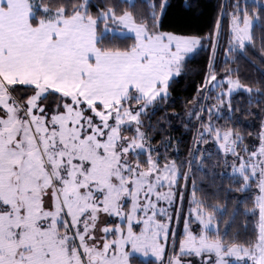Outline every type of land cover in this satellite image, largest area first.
Returning <instances> with one entry per match:
<instances>
[{"label": "snow or ice", "instance_id": "snow-or-ice-1", "mask_svg": "<svg viewBox=\"0 0 264 264\" xmlns=\"http://www.w3.org/2000/svg\"><path fill=\"white\" fill-rule=\"evenodd\" d=\"M123 2L0 0V264H264V121L258 143L215 123L225 106L233 112L234 93L261 94L230 70L218 78L215 57L225 17L224 62L246 51L264 0L222 4L206 34L165 30L169 0L139 14L135 0ZM116 34L130 43L107 39ZM205 41L212 57L187 112L199 127L178 160L169 149L179 156L180 141L161 129L154 146L145 118L168 104ZM221 164L236 192L251 193L239 201L244 240L227 230L238 209L222 231L225 206L209 204L199 186L197 173L202 180L205 166Z\"/></svg>", "mask_w": 264, "mask_h": 264}, {"label": "trees", "instance_id": "trees-1", "mask_svg": "<svg viewBox=\"0 0 264 264\" xmlns=\"http://www.w3.org/2000/svg\"><path fill=\"white\" fill-rule=\"evenodd\" d=\"M93 5H103L105 0H91ZM233 0H169V7L165 16V30H172L174 27L177 31L183 32H197L198 34H206L212 28L215 19L219 15L220 6L225 3H232ZM151 0H135V7L132 9L138 14L141 11L148 10V4ZM243 6V4H242ZM120 9L127 8L128 5L119 0ZM95 7L93 11H95ZM250 10L254 11V8L250 5ZM231 11V8L228 9ZM228 18L224 19V35L221 38V46L215 57V71L218 74V78H222L226 71L231 72L233 78H239L243 84L250 85L254 89L259 87L261 94L250 95L240 90L231 97L233 104V112L230 114L225 106L222 116L215 123L217 126L236 127L244 135L246 142H256L255 134L260 130L261 122L264 121V17H262L260 24L254 27L252 35L254 37L252 42L248 43L246 51L237 52L234 59H229L228 63H225L224 48L227 47L228 42ZM117 44L130 43L124 37L116 34L115 36L108 37ZM205 48L201 49L197 54L188 58L186 67L182 71V75L177 77L174 81L168 104L160 105L154 111L150 112L145 118V125L151 124L154 126V130L147 128L149 134L152 135V144L158 146L159 141L162 139L161 129H167L168 135L173 140H179V156L169 149L170 154L178 160H186L188 156V149L194 146V136L199 125L193 116L190 120L187 116V112L193 107L194 98L197 96V88L204 82V77L208 72V61L212 57L211 46L205 41ZM215 96V92L212 93ZM251 99V103L249 102ZM214 101H209L212 103ZM199 108V105H195ZM229 115L232 119L229 120ZM167 116L170 121L169 124L162 119ZM183 120L188 127L185 128L181 123ZM205 120L207 117L205 116ZM159 123L160 127L155 128ZM251 132L253 135L248 136ZM201 148L209 147L208 145H200ZM163 152V148L159 149ZM210 150L215 154V146H211ZM215 158V157H214ZM213 161H209V165ZM229 163H231V157H229ZM231 168H224L221 164L218 167L209 170V166H205L202 170L203 179H200L201 173H197V179L199 186L204 190L207 196V202L211 205L223 204L225 211L220 218V228L223 231L226 227L225 221L229 219L228 213L233 211V208L238 209V213L235 220L227 225V230L231 234L239 229L240 239H246L245 235V217L242 215L244 211V204L239 201H243L245 196H250L251 193L243 194L235 191V188L239 187V184H232L229 180V173ZM223 173V176H221ZM184 181L181 179V185ZM232 189L231 191H225L226 189ZM219 190L218 198L215 193ZM191 192V181L188 183V193L185 197L183 204L184 214L188 212V195ZM226 197V198H225ZM178 202V201H177ZM250 206V205H249ZM249 221H252V217H248ZM174 226L175 223H174ZM252 223L248 224L249 231L252 228ZM183 227V220L177 226L178 238ZM194 228L198 230V227L194 224Z\"/></svg>", "mask_w": 264, "mask_h": 264}, {"label": "rangeland", "instance_id": "rangeland-1", "mask_svg": "<svg viewBox=\"0 0 264 264\" xmlns=\"http://www.w3.org/2000/svg\"><path fill=\"white\" fill-rule=\"evenodd\" d=\"M119 35V34H118ZM218 91V90H217ZM190 194H191V192L189 193V195H188V198L190 197ZM177 207H179V201L177 202V205H176ZM187 206H188V209H189V204L187 203ZM188 213V212H187ZM175 223V222H174ZM182 231H183V227H182V230H181V233L180 234H182Z\"/></svg>", "mask_w": 264, "mask_h": 264}]
</instances>
